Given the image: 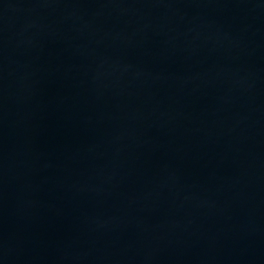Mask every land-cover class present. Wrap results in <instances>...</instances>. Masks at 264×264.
<instances>
[{
	"label": "water",
	"instance_id": "obj_1",
	"mask_svg": "<svg viewBox=\"0 0 264 264\" xmlns=\"http://www.w3.org/2000/svg\"><path fill=\"white\" fill-rule=\"evenodd\" d=\"M261 220L264 0H0V264Z\"/></svg>",
	"mask_w": 264,
	"mask_h": 264
}]
</instances>
